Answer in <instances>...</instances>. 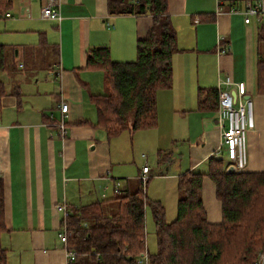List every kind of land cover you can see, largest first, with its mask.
Returning a JSON list of instances; mask_svg holds the SVG:
<instances>
[{
	"label": "crops",
	"instance_id": "1",
	"mask_svg": "<svg viewBox=\"0 0 264 264\" xmlns=\"http://www.w3.org/2000/svg\"><path fill=\"white\" fill-rule=\"evenodd\" d=\"M56 1L60 20L41 18L50 0H11L12 14L0 13L11 20L7 32L20 37L0 45L6 48L7 60L16 49V67L25 73L18 75L10 66L4 69L12 78L4 83L7 95L0 111V179L7 227L0 241L7 264H66L58 238L65 212L57 207L64 203L66 213H74L102 203L104 212H112L114 197L138 189L145 166L146 196L160 202L165 214L167 200L177 196V179L186 173L202 174L207 222L220 223L221 204L206 174L217 161L221 138L216 110L198 109V92L217 91L218 79L227 77L245 83L253 101L254 128L246 137L244 172H264V95L255 92L256 62L264 59V0H167L178 51L172 56L170 88L156 93L157 126L111 138L96 126L92 97L105 95L106 88L103 73L86 67L87 53L105 47L112 61L133 62L136 42L146 36L152 19L111 16L107 0ZM257 5L261 15L245 23L246 8ZM41 54L50 59L44 77L36 65ZM15 87L19 100L12 93ZM62 103L68 104L66 114L60 112ZM61 119L66 123L64 137L57 126ZM140 151L155 156L165 173L151 171L145 154L139 161Z\"/></svg>",
	"mask_w": 264,
	"mask_h": 264
},
{
	"label": "trees",
	"instance_id": "2",
	"mask_svg": "<svg viewBox=\"0 0 264 264\" xmlns=\"http://www.w3.org/2000/svg\"><path fill=\"white\" fill-rule=\"evenodd\" d=\"M11 0H0V13ZM111 16H150L152 25L136 42L133 62H114L105 47L90 49L87 68L103 73L105 95L92 97L97 127L107 137L154 129L157 126L156 93L172 84V56L178 51L176 34L167 15V0H107ZM44 44V43H43ZM6 48L0 45V111L7 95L1 73L6 67ZM255 92L264 95V59L256 62ZM19 100L17 87L12 92ZM217 91L199 90L198 109L216 110ZM215 184L221 204V221L207 222L201 200L202 174L186 173L177 179L176 217L167 222L165 209L151 201L146 184L135 192L114 197L112 215L103 204H91L67 213L66 247L75 253L69 264H253L264 250V172L227 174L223 163L213 161L206 174ZM147 183V182H146ZM151 211L156 252L145 248V213ZM7 231L3 183L0 179V239ZM0 264L7 252L0 241Z\"/></svg>",
	"mask_w": 264,
	"mask_h": 264
},
{
	"label": "built area",
	"instance_id": "3",
	"mask_svg": "<svg viewBox=\"0 0 264 264\" xmlns=\"http://www.w3.org/2000/svg\"><path fill=\"white\" fill-rule=\"evenodd\" d=\"M245 23L249 22L250 16H260V5L249 6L245 12ZM41 18L47 20H60L58 4L56 0H50L47 6L41 9ZM8 17L9 14H6ZM220 53H224V49L218 47ZM224 86L225 89L221 87ZM218 106L216 109V126L220 133L219 155L227 160V166L231 165L236 172H242L247 165V145L246 137L249 131L254 128L253 118V101L248 96L245 83H233L228 77L224 80L218 79L217 88ZM68 104L62 103L60 112L66 114ZM59 134L64 137L66 133V123L61 119L57 123ZM223 150V153L221 152ZM148 168H142L139 180L142 184L148 181ZM115 192L117 190L115 189ZM58 211L65 212L62 228L58 233V238L64 246V256L66 264L75 260V253L69 251L66 247L69 232L65 225L66 205L63 203L57 207ZM138 264H147L145 254L141 255ZM253 264H264V250L259 253Z\"/></svg>",
	"mask_w": 264,
	"mask_h": 264
},
{
	"label": "rangeland",
	"instance_id": "4",
	"mask_svg": "<svg viewBox=\"0 0 264 264\" xmlns=\"http://www.w3.org/2000/svg\"><path fill=\"white\" fill-rule=\"evenodd\" d=\"M11 10V6L7 9V10H4L2 11V14L4 15L5 12H8V13H11L12 14V10ZM11 23V20H7L4 18V16L0 17V43H4V44H10V43H13V41H20V37L17 36V35H12L11 33L7 32L8 31V26L9 24ZM15 50L16 49H13L12 51H10V54L12 55V58L11 60H7L6 61V66L9 67L10 66V69L14 67V70L16 71V73L18 75H21L23 74L24 72L22 71H19L16 67V65L18 64L17 60L14 58L13 55H15ZM43 56V58L40 60V61H37L36 62V65H37V69H39L37 72L39 73V76L41 77H44V75L47 73L48 71V68L50 66V63H49V60L50 59H45L44 55L41 54ZM19 61V60H18ZM29 64H33L34 67H35V62L33 60L30 61ZM29 66V65H28ZM25 74V73H24ZM1 78H2V81H4L5 84L8 85V82L12 81V78H11V75L9 74L8 76V72L7 71H4L2 72V75H1ZM142 154H145L149 161H148V166L151 168V171H154V170H158L160 171L161 174H164L165 171V166L164 165H157L156 164V160H155V156H151L149 155L147 152L145 151H140L138 153V160L141 161V155ZM223 165L227 166L228 162L226 159H224L223 161ZM171 166L172 167H175L177 166V161L172 158V162H171ZM244 171V170H243ZM159 173V172H158ZM153 172H151V176H152ZM154 186L156 187V183H153ZM167 187V186H166ZM168 187L170 188V184L168 185ZM167 207H166V214H165V217L167 218L166 221L167 222H170L174 219L175 215H176V207H175V203L177 204V196L173 199L169 197V201L167 200ZM114 212H110V210H106L105 211V214L104 215H112ZM145 220H146V223H145V248H146V251L149 253V254H154L156 252V236H155V232H154V224H153V221H152V216H151V211L149 208L146 209V213H145Z\"/></svg>",
	"mask_w": 264,
	"mask_h": 264
},
{
	"label": "water",
	"instance_id": "5",
	"mask_svg": "<svg viewBox=\"0 0 264 264\" xmlns=\"http://www.w3.org/2000/svg\"><path fill=\"white\" fill-rule=\"evenodd\" d=\"M215 159L217 161L222 162L224 160V157L222 155H217ZM225 172L227 174H234V173H236V170L233 166L229 165V166H226Z\"/></svg>",
	"mask_w": 264,
	"mask_h": 264
}]
</instances>
